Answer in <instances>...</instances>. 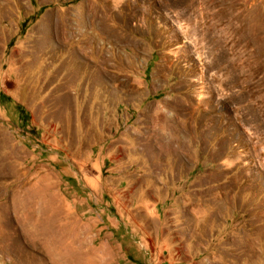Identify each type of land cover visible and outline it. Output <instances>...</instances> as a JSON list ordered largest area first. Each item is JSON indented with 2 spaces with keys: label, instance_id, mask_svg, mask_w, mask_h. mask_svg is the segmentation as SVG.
I'll list each match as a JSON object with an SVG mask.
<instances>
[{
  "label": "rangeland",
  "instance_id": "obj_1",
  "mask_svg": "<svg viewBox=\"0 0 264 264\" xmlns=\"http://www.w3.org/2000/svg\"><path fill=\"white\" fill-rule=\"evenodd\" d=\"M0 264H264V0H0Z\"/></svg>",
  "mask_w": 264,
  "mask_h": 264
}]
</instances>
